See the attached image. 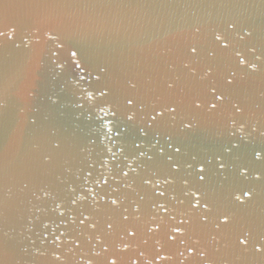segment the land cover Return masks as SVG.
Segmentation results:
<instances>
[{"label":"water","instance_id":"95a60500","mask_svg":"<svg viewBox=\"0 0 264 264\" xmlns=\"http://www.w3.org/2000/svg\"><path fill=\"white\" fill-rule=\"evenodd\" d=\"M259 246L264 0H0V264Z\"/></svg>","mask_w":264,"mask_h":264},{"label":"snow or ice","instance_id":"6c2138e0","mask_svg":"<svg viewBox=\"0 0 264 264\" xmlns=\"http://www.w3.org/2000/svg\"><path fill=\"white\" fill-rule=\"evenodd\" d=\"M193 51H195V49H193ZM241 62L243 63V61H241ZM253 67H255V65H253ZM129 103H132V101L129 100ZM213 107H215V105H213ZM172 110L175 111V109H172ZM176 151L178 152L179 149L177 148ZM220 167L223 168L224 165L221 164ZM125 175H127V173H125ZM197 176H198V179H199L200 181H204V180H205V173H204V169H203L202 167L200 168L199 172L197 173ZM258 178H259V177H258ZM105 183H107V181H105ZM242 191H243V195H244L245 197H247L249 200L252 199V198L255 196V192H254L253 190H251V189H246V190H242ZM161 195H163V193H161ZM237 200L239 201L240 198L237 197ZM240 202H241V203H245L246 201H240ZM113 203L115 204L116 201H113ZM204 206L207 207V204H205ZM225 222H227V221H225ZM93 227H94V225H93ZM108 227H111V225H109ZM47 229H48V226L45 225V226H44V233H45V235H44V239L47 238V234H48ZM177 231H179V229H177ZM130 235H134V233H130ZM59 239H60L59 236H54V238H53V240H52V243H53V244H57V242L59 241ZM239 243H240L241 245H243V246L246 247L247 244H248V239H247V238H245V239H240V240H239ZM255 250H256L257 252H259V253H264V246L256 247ZM113 264H114V262H113Z\"/></svg>","mask_w":264,"mask_h":264}]
</instances>
